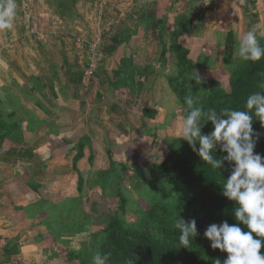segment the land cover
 Here are the masks:
<instances>
[{
    "label": "rangeland",
    "instance_id": "1",
    "mask_svg": "<svg viewBox=\"0 0 264 264\" xmlns=\"http://www.w3.org/2000/svg\"><path fill=\"white\" fill-rule=\"evenodd\" d=\"M16 4L13 29L0 31V64L5 71L11 67L17 75L22 73L23 79L37 74L34 66L39 64L42 70L47 68L48 80L55 82L58 67L54 59L52 62L49 57H42L43 61L37 57L36 42L24 47L22 39L35 40L39 36L48 40L52 37L71 40L77 34L90 47L94 39H110V35L118 32L119 21L127 19L129 24L135 25L130 18L132 9L153 4L161 7L167 4L172 9L164 33L160 31L155 38L164 39L166 60H159L161 44L154 59H149L144 49H138L137 57L133 58V64L140 70H154L155 75L145 81L143 79L146 86H153V89H156V85L160 89L159 80H162L161 88L168 89L169 86L173 91L170 80L178 77L179 70L177 57L170 48L175 32L183 29L179 27L180 24L186 27L187 33L179 39L190 50V57L196 65L192 77L197 74L200 80H218L227 91H230L232 76L244 62L236 55L237 39L231 62H227L229 51L226 40L231 27L241 25V28L237 27L241 30L236 32L235 38L255 27L258 39H264V0H79L76 6L71 7L70 4L64 8L59 1L51 0H16ZM227 4L234 9H225ZM218 8H221L223 18L222 33L199 38L198 34L205 30L200 23L205 21L207 14L215 22L217 15L220 16V12L216 11ZM230 16L233 19L231 27L228 22ZM142 29H145V25ZM146 35L136 39H154L155 32L151 29ZM16 50L18 57L14 55ZM101 64L102 61L100 68ZM111 67L106 72L111 73L109 85L122 88L126 97L123 94L117 97L124 106L121 115L133 122L117 123L118 119L113 115L104 125L106 128H103V124L75 125L71 121H61V126H56L49 122L47 131L58 138L49 141L46 152L40 153L43 164H46L43 171L47 175L45 181H48V184H40L44 190H32L30 187L39 184L34 179L30 182L32 173L23 171L29 157L26 150H20L12 164L6 162L1 150L0 261H8L11 257L5 254L4 248L11 249L16 245L19 249L21 245L25 250L21 249L13 264H92V257L100 253V244L105 240L103 233L111 219L115 215H122L120 205L123 198L127 202L125 219L135 230L156 231L161 222L170 219L166 211L177 206L179 192L173 181L161 176L156 165L160 163L167 144L180 146L183 141L184 106L175 94L177 98L171 103L172 121L167 122V115L163 118L158 115V123L147 124L145 118L140 122L139 119H143L141 108H137L138 112L134 114V101L125 103L132 94L131 89L123 86L116 73L113 74V63ZM26 73L30 76L26 77ZM162 73L164 76H161ZM11 75L15 76L13 73ZM32 83H37L34 77L29 81V84ZM35 91L39 90L33 87L34 95ZM163 97L168 99L167 93H163ZM135 100L141 102L140 97H135ZM47 103L49 111L52 108L49 99ZM161 110L160 105L158 114ZM147 127L153 130L145 132ZM55 128L60 130L56 132ZM14 136L12 141L18 144L23 130ZM11 166H14L12 172H2ZM18 212H21V217L14 215ZM7 221L14 223L13 229ZM61 223L65 225L58 230ZM24 233L27 237L23 236Z\"/></svg>",
    "mask_w": 264,
    "mask_h": 264
},
{
    "label": "trees",
    "instance_id": "2",
    "mask_svg": "<svg viewBox=\"0 0 264 264\" xmlns=\"http://www.w3.org/2000/svg\"><path fill=\"white\" fill-rule=\"evenodd\" d=\"M51 1H59L63 8L70 4L76 6L79 2V0ZM189 23L191 24V21ZM167 24L168 21L165 20L160 30L162 34ZM183 26L180 24L179 27L183 29L175 32V39L170 48L177 57L179 70L178 77L172 78L170 84L184 106V117L187 115V106L184 103L187 95L197 97L199 105L205 110L214 108L219 112L226 107L246 110L247 97L256 91H261L259 84L261 80H264V58L259 61H244L231 78L230 91H227L218 80L201 79L198 84L192 77L196 65L190 58L191 52L182 45L179 39L187 33L186 27ZM235 36L234 30L230 31L227 36L228 63L231 62L230 59L236 49ZM161 41L163 52L160 60L165 61L167 46L164 39ZM259 41L261 46H264V39L259 38ZM121 64L115 72L117 79L121 80L123 86L130 88L131 93L141 89L145 85V79L153 75L150 68L140 70L133 64V59L124 60ZM35 81L40 82L37 78ZM252 127L255 132L261 134L254 151L264 156V126L254 117ZM213 129L214 125L208 122L201 131L202 134L207 135ZM20 130L18 123L8 122L0 112V152L4 142L8 139L13 140L14 135ZM197 148H199L198 144ZM215 154L217 158L226 155L220 151L219 147L216 153L214 150ZM232 167V164L225 161L224 168L212 169L193 151L192 146L184 138L180 146L167 144L156 168L163 178L175 183L179 192L177 206L173 210L166 211L170 219L161 222L156 231L141 232L130 227L125 219L127 202L125 198L121 199L122 215H115L111 219L110 225L103 233L105 240L100 244V254L108 256L107 264H216L217 260L223 264L228 254L219 249H213L211 241L204 236V231L211 224L219 225L224 221L230 225L238 223L234 216L235 202L223 195V185L230 176ZM34 189H38V186ZM179 217L185 221L195 219L197 222L198 234L191 238L188 247H183L179 242L180 233L175 228ZM240 227L243 231H249L243 224H240ZM254 238L258 237L254 235ZM14 251L17 249L6 248L9 254ZM261 254L264 255V246L261 248Z\"/></svg>",
    "mask_w": 264,
    "mask_h": 264
},
{
    "label": "crops",
    "instance_id": "3",
    "mask_svg": "<svg viewBox=\"0 0 264 264\" xmlns=\"http://www.w3.org/2000/svg\"><path fill=\"white\" fill-rule=\"evenodd\" d=\"M163 5L164 6L162 7L154 4L150 6L148 5L147 7L141 6L142 9L135 7L131 11L133 14L130 15L132 23L135 25L129 24L127 19L119 21L121 25L118 27V32L110 35V39L99 38L93 40L94 43H99L102 64L98 71V78L100 79L99 84L91 85L90 88L85 81V72L88 63L87 51L81 49L76 42V39H82L85 46H88L86 45V41L77 34H75L71 40L54 39V37L48 40L41 39L39 36L35 39L36 41L34 39H22L25 44L24 47H26L27 44L33 43V45H35L37 43V57L43 61L44 59L42 57H46V59L49 57V60L52 62H54L53 59L57 61L55 64L58 67V73L55 82L48 80L47 68L42 70V66L39 64L34 66L37 74L33 75V77L40 81L35 84H29V81L33 78L29 77V74L26 73V77H29V79L25 77L23 79L22 73L17 75L11 67L7 68V72L3 69L2 64H0V112L8 122L18 123L23 130V136L18 144L10 139L4 142L2 149L4 152L3 154H5L6 162L12 164L16 161V154H18L20 150H26L29 157L28 161L25 163L23 171L32 173V177L29 178V180L31 182V179H34L37 182L36 184H39V190H44V186L40 184H48V181H45L47 175L43 173L46 169V164H43V156L40 157V153L43 152L44 154L46 152L49 141L58 138L54 136L51 131H47L49 122L55 123L56 126H61L59 125L61 121L67 123L71 121V123H74L75 125L89 124L91 126L95 124H103V128H106L105 126L107 125L108 120L111 119L112 115L118 119L116 121L117 123L119 121L122 123L133 122L126 118L124 114L121 115V110H123L124 106L122 103H119L120 100L117 99V97L118 94H123L124 98L126 97L122 88H113L109 85V77L111 73L106 72L108 69H112L111 65L113 63V65H115V68H113V74L115 75V72L119 69L124 60H132L137 57L138 49L139 51L144 49V52L149 59H154V57L157 56L160 44L163 52V43L161 39L155 38L158 37L159 32L164 25V21H169L170 12L172 10L167 4ZM231 8H233L231 4L225 5V9ZM220 10L221 8H218L216 11L220 12ZM138 12H140V14ZM64 14H66V11ZM222 20L221 12L220 16L217 15L215 22L210 19L207 14L205 21L200 23L201 26L204 25L205 30L198 34L199 38H209L216 33L221 34L223 28ZM232 20L233 19L230 16L228 18L230 27L232 26ZM144 25L145 29H142V26ZM237 27L241 28V25L236 24V28L231 27L230 30H234L236 33L241 30L237 29ZM151 29L155 32V35H153L154 39H136L144 36L147 37L148 35L146 34L149 33ZM202 33L203 36L201 35ZM9 40L16 41L19 39ZM1 42L3 43V40ZM76 43L78 45H76ZM82 54L85 56L83 57ZM14 55L18 57L17 50ZM26 55L27 53L24 54L25 57ZM1 58L0 55V59ZM160 59L161 56L159 60ZM4 73H7V75H4ZM11 73L15 76H12ZM51 76L53 77L52 74ZM161 76H164V74L162 73ZM161 81L162 80H159L160 89H158L157 85L155 86L156 89H153V86L147 87L145 84L141 89H137L135 93L130 94L129 99L127 97L128 100H126L127 102L125 103L128 104L133 101L135 103L134 114L138 112L137 108H141L143 119L136 117L140 122H143L145 118L147 124L158 123V121H160L158 115H161L160 118L167 115V122L173 120V116L170 114L172 109L171 103L176 100L177 96L169 86L168 89H166V87H163L162 89ZM113 83L115 84V80ZM33 87H36V89L39 90L34 92L36 93L35 95L32 93ZM113 93L115 95H113ZM163 93H167L168 99H164ZM133 95L135 97H140L141 102L135 100ZM27 97L29 99H27ZM112 97H115V99H112ZM47 99L50 100L52 105V108L49 111L47 109L49 106ZM159 100H161V104H159ZM160 105L162 107V112L158 114ZM109 114H111V116ZM118 127L119 125H117V129H119ZM55 129L56 132L60 130L59 128ZM152 130L153 128L147 127L145 132L149 133ZM30 159H33V161ZM13 167L14 166L8 167L7 170H2V172L9 174L12 172ZM30 187L32 190L35 188L34 185ZM22 197H24V195H22ZM19 206L22 205L19 204ZM20 214L21 212H18L14 215L21 217ZM7 224L13 229L14 223L7 221ZM64 225V223H61L60 226L57 224V227L59 226L58 230ZM23 236L27 237L25 233ZM22 248L25 250L21 245H19V249L14 245L13 249H17V251H14L12 254H7L6 248H4L5 254L11 257L8 261H0V264H13L14 258L21 253Z\"/></svg>",
    "mask_w": 264,
    "mask_h": 264
},
{
    "label": "clouds",
    "instance_id": "4",
    "mask_svg": "<svg viewBox=\"0 0 264 264\" xmlns=\"http://www.w3.org/2000/svg\"><path fill=\"white\" fill-rule=\"evenodd\" d=\"M16 15V0H0V31L13 29ZM236 39V55L241 60L264 58V46L260 44L255 27L237 35ZM193 79L198 84L201 82L197 74ZM259 88L261 91L247 97L246 110L227 107L219 112L214 108L205 110L197 97L187 95L184 98L187 106L182 127L184 140L212 169L224 168L225 161L233 165L223 185V195L235 202L234 216L238 223L211 224L204 231L213 249L228 254L223 264H264V255L261 254L264 246V156L254 151L261 134L252 127L254 117L264 126V80ZM204 122L214 125L213 131L207 135L201 131ZM218 147L226 155L217 158L214 150L216 153ZM240 224L249 231H243ZM175 228L179 230V242L183 247H188L191 238L198 234L195 219L185 221L179 217ZM107 260V255L97 253L92 257V264H107ZM216 264L221 262L217 260Z\"/></svg>",
    "mask_w": 264,
    "mask_h": 264
},
{
    "label": "built area",
    "instance_id": "5",
    "mask_svg": "<svg viewBox=\"0 0 264 264\" xmlns=\"http://www.w3.org/2000/svg\"><path fill=\"white\" fill-rule=\"evenodd\" d=\"M82 50L87 51L88 63L85 72V81L87 86L90 88L91 85L99 84L100 79L98 78V71L100 68L101 52L99 43H94L90 47H86L84 41L80 38L76 39Z\"/></svg>",
    "mask_w": 264,
    "mask_h": 264
}]
</instances>
